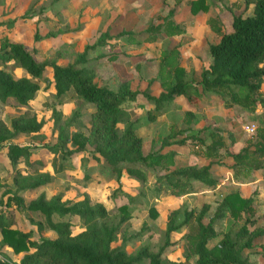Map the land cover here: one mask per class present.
Masks as SVG:
<instances>
[{"label":"trees","instance_id":"1","mask_svg":"<svg viewBox=\"0 0 264 264\" xmlns=\"http://www.w3.org/2000/svg\"><path fill=\"white\" fill-rule=\"evenodd\" d=\"M180 1L174 0V7L165 15L156 16L157 22L145 27L142 38L136 39L135 33L124 29L115 35L104 31L94 43L84 45L72 62L62 65L54 59L37 61L22 43L0 42V103L11 98L15 103L13 106H27L39 89V81L45 87H50L57 97L71 89L76 98L91 103L93 110L89 113L90 125L86 135L71 130L63 133L58 129V142L74 145L72 149L63 150L61 156L80 154L89 144L92 148L90 158L94 161L103 160L114 175L115 182L123 172L128 176H141L143 171L139 165L157 167L161 173L154 175L151 189L179 197L194 191V181L213 187L216 180L209 170L213 163L226 167L235 181L252 177L256 171H261L264 176V0H242L245 7L252 4L251 14H233L229 32L223 31L217 16L206 19L208 28L218 40L208 45L210 62L201 70L197 80L190 78L181 65L178 44L160 49L156 74L146 79L144 89L132 87L126 79L119 81L115 87L99 84L96 80L95 71L89 62L101 54L90 57L89 53L95 47L107 44L110 39H121L128 44L154 43L159 38L184 34L183 24L173 18L175 7ZM207 9L204 0L189 1L192 14ZM109 46L114 47L112 44ZM118 53L112 52L106 58L114 61ZM7 64L20 69L23 74L13 76L2 67ZM46 66L50 68L49 76L44 75ZM153 86L154 93L149 92L147 88ZM209 96L218 97L225 108L238 106L252 112L255 106L263 108L256 117L254 139H247L236 151L230 150L228 141L234 142L231 135L226 137L219 127L211 125L192 129L194 114L185 110L181 118L183 127L170 124L167 134L160 138V148H168L172 144L183 146L188 142L189 150L207 162L173 167V149L142 153L141 139L134 131L138 119L132 117L143 107L138 103V97L148 105L146 119L153 121L178 98L191 104ZM52 114L53 124L57 126L60 114L55 110H52ZM79 117L78 109L72 111L65 121L66 128ZM41 127L42 121L34 114L14 116L0 124V148L6 147V157L13 172L12 190L3 189L0 205H13L22 214L37 212L40 215L39 219L27 216L37 235V238H33L31 229L14 227L0 211V248L7 247L14 255H19L16 261H11L0 251L4 258L0 259V264H164L160 255L171 243L170 233L181 227L185 230L184 261L181 264H254L243 253L244 249L252 248H256L264 260V243L256 240L264 236V225L254 226L251 196L238 198L235 193L225 194L206 222L203 219L208 210L207 203L202 204L197 211L182 209L178 222H175V216L179 209H174L164 227L163 242L157 250L153 252L144 244L133 253H127L122 246H112L117 229L128 216L123 204L116 207L117 218H111L103 201L90 199L86 191L74 200L62 198L59 193L47 198L40 192L25 204L17 192L44 186L50 181V176L46 172L22 173L16 166L27 162L30 151L11 139L18 134L37 133ZM46 149L55 153L59 147L47 145ZM62 168L60 164L55 171ZM136 197H142V193L138 191ZM226 213L242 222L235 229L229 228L208 247L207 242L216 236L212 222ZM150 214L156 215L153 208H150ZM53 216H67V219L53 220ZM71 216L82 221L83 226L78 231L71 230ZM46 230L52 233L51 237L44 236Z\"/></svg>","mask_w":264,"mask_h":264},{"label":"rangeland","instance_id":"2","mask_svg":"<svg viewBox=\"0 0 264 264\" xmlns=\"http://www.w3.org/2000/svg\"><path fill=\"white\" fill-rule=\"evenodd\" d=\"M204 1L207 2V0ZM208 1H210L208 4L210 7L212 4L216 7L214 11L217 14L213 11L212 13L217 15L225 29H229L233 14L250 11V8L245 10L240 0H232L234 4L226 9L220 6V2L223 3L226 0ZM174 6V0H0V42L6 40L22 43L28 51L33 53L37 61L47 62L54 59L56 63L62 65L72 62L75 54L80 52L84 45L94 43L104 31H107L109 35H115L124 29L135 33L136 39L142 38L145 27L149 23H156V16L165 15ZM174 19L187 27V33L169 39L159 38L154 43L128 44L121 39H110L107 44L95 47L89 53L90 57H95L97 54L101 56L90 61L89 64L95 71L97 82L108 87H115L119 81L126 79L130 81L132 87L144 89L146 79L156 74L160 49L171 48L175 44H178L181 52L180 62L188 76L194 80L199 79L201 70L208 62L205 45L211 39L205 18L203 16L194 18L188 5L181 4V8L176 10ZM111 44L114 45L113 48L109 46ZM112 52H119L118 57L114 61H109L106 56ZM2 67L13 76L23 74V71L10 64ZM44 75H50L49 66H46ZM38 83L39 89L27 106L10 109L12 104L8 100L6 104L9 106L0 105V124L21 114H34L38 120L42 121V127L37 133L18 134V139H15L17 143L29 148L34 160L40 158V161H45V167L52 174L46 185L26 194L22 192L21 197L25 204L40 192H43L47 198L53 193H59L62 198L70 200L86 191L90 199L103 201L111 218H117L116 207L123 204L128 216L117 229L112 246H122L127 253H133L144 244L155 252L163 242V230L174 209H179V213L175 216V222H178L181 219L182 209L197 211L202 204L207 203L208 210L203 221H208L218 202L228 193H235L238 198L251 196L254 226L264 225V176L261 171L255 172L252 177L235 181L222 165L213 163L209 169L216 180L213 187L193 183L194 191L174 197L163 194L161 190L151 189L154 175L161 173L157 167L139 165L143 171L141 176L137 174L128 176L123 172L115 182L114 175L103 160L94 161L90 158L92 148L89 144H86L85 149L78 155L62 157V151L72 149L74 145L69 142L59 143L56 138L58 129L63 133L71 130L86 135L90 125L89 113L93 110V105L76 98L71 89L57 97L50 87L44 86L42 81ZM154 89V86L147 88L153 93ZM138 103H141L143 107L140 111L133 113L132 117L138 119L134 125V131L141 139L142 153L173 149L175 152L172 158L173 167L200 165L207 162L189 150L188 142L183 146L172 144L168 148H160V138L167 134L170 124L183 127L181 118L185 110L194 114L192 129L211 125L219 127L224 136L231 135L234 142L230 143L227 140L230 150L236 151L246 143L247 139H254L253 133L245 130V127L256 123L252 111L238 106L225 108L216 96L206 97L191 104L178 98L169 105L163 116L153 121L146 119L148 105L145 100L138 97ZM76 109L80 117L66 128L65 121ZM52 110L60 114L57 126L52 121L54 118ZM47 145L59 147V150L55 153L49 152L46 149ZM45 152H47L46 155L42 156ZM60 164L63 165L62 170L55 171ZM35 166L31 171L33 173L37 172ZM1 169L5 170L3 173H6L1 181L8 180L9 185L4 182L0 184V187L4 189L8 186L12 187V168L8 171L6 166L2 165ZM204 189L206 191L202 192ZM138 191L142 193V197H136ZM150 208L155 210V216L150 214ZM3 211L5 213L1 214H5L6 219H9L14 227L31 229L33 238H37L33 231L34 226L27 220L26 214L23 215L12 207ZM27 214L32 219L40 218L37 212H27ZM23 219L26 221L23 222ZM66 219L67 216H53V220ZM69 220H71L72 231L82 228V221L78 217L71 216ZM241 222L242 220L232 219L227 213L215 219L212 225L216 236L207 242V246H211L225 231L229 228L235 229ZM184 231L181 227L170 233L171 243L160 255L164 264H181L184 261ZM51 235L52 233L48 230L44 232L46 237ZM256 240L264 243V236ZM243 253L248 255L249 260L254 264H264L256 248L244 249ZM2 258L0 255V259ZM6 258L16 261L18 257L11 254L6 255Z\"/></svg>","mask_w":264,"mask_h":264},{"label":"crops","instance_id":"3","mask_svg":"<svg viewBox=\"0 0 264 264\" xmlns=\"http://www.w3.org/2000/svg\"><path fill=\"white\" fill-rule=\"evenodd\" d=\"M189 1H191V0H181L180 1V4L179 5H177L176 6V9H175V13H174V16H175V14H176V10H179L180 8H181V4L182 5H184V4H187L188 5V7H189ZM241 1V3H242V0H240ZM208 2V3H207ZM207 2L205 1V3L208 5L209 4V2L210 1H208L207 0ZM220 6H221V8H223V9H226V8H228L229 6H232L234 3H233V1L232 0H226V2H224L223 1V3H221L220 2ZM243 4V3H242ZM211 5V4H210ZM244 6V5H243ZM244 8H245V10H247L248 8H250V11L248 12V11H243L242 13H239V14H234V15H242V16H245V15H250L251 14V10H252V4H248L246 7L244 6ZM214 9H215V11H216V7L212 4L211 5V7L208 5V9L206 10V11H202V10H198L195 14H192V16L195 18V17H199V16H203V18H205V21H206V19L209 17V16H217V15H215V14H217V12H215L214 11ZM212 11L215 13V14H213L212 13ZM233 12V11H232ZM174 16H173V18H174ZM218 18V17H217ZM175 20V19H174ZM176 21V20H175ZM176 22H180V21H176ZM221 22V21H220ZM230 22H231V20H230ZM181 23V22H180ZM207 25V24H206ZM185 28V32H184V34L185 33H187V27L185 26L184 27ZM222 29H223V31L224 32H229L230 31V24H229V29H225V28H223V24H222ZM207 31H208V33H209V38H211V39H209L208 41V44H206L205 46H206V51H207V60H208V62H207V65L209 64V62H210V56H209V54H208V45L209 44H213V43H216L217 42V40H218V38L216 37V35L212 32V31H210V29L208 28V26H207ZM183 35V34H182ZM179 36H181V35H178V36H173V37H169V38H174V37H179ZM169 38H167V39H169ZM178 50H179V53H181L180 52V49L178 48ZM206 65V66H207ZM1 67V66H0ZM210 97V96H209ZM9 102H11V106H10V109H13V108H18L19 106H16V105H14L13 106V104H15L14 103V101H13V99H11V98H8L7 99ZM13 102H12V101ZM7 103V101L5 102V103H3V105L5 104V105H7V106H9L8 104H6ZM0 105H2V103H0ZM2 107V106H1ZM263 110V108H261L260 106H255V109H254V111L252 112L253 113V115L255 116V119H256V117L258 116V114L261 112ZM164 114H162L161 116H163ZM160 117V116H159ZM159 117H157V119L159 118ZM254 126H256V123H254L253 124ZM137 135V134H136ZM138 136V135H137ZM15 139H18V137L17 136H15L14 138H12L11 139V141L13 142V143H16L17 145H21V144H19V143H17V141H15ZM28 151H29V148H28ZM46 153L47 152H45V153H43L42 154V156H44V155H46ZM78 155V154H77ZM73 156V155H72ZM39 162H42V164L44 163V164H46V162L45 161H40V158H38V160H34L33 159V156H32V154H30V157H29V159L27 160V162L26 163H18V165L16 166L19 170H21V172L22 173H29V172H31L32 171V169H34V166L35 167H37V172H46V173H48L49 174V176H50V179H51V176H52V174H51V172H50V170H48L45 166H42ZM37 164L39 165L40 164V166H37ZM6 166V169H8V171H11L10 169L12 168L11 167V165H10V163H9V161H8V159H7V157H6V147H4V146H2L1 148H0V184H4V182H5V184H7V185H9V183H8V180H5V181H1V178L6 174V173H3L4 171H3V169H1V166ZM40 167H42L41 169H40ZM45 167V168H44ZM4 169H5V167H4ZM223 169H225L226 171H227V173H229L230 175H231V172L226 168V167H224L223 166ZM211 171V170H210ZM257 172V171H256ZM255 174V172L253 173V175ZM122 176V175H121ZM193 183H198V184H200L199 182H196V181H194V182H192V186H193ZM7 189L9 188V189H11L12 190V187H10V186H8V187H6ZM3 187H0V195H1V192L3 191ZM31 190H35V189H23V190H19L18 192H17V195L18 196H20L21 197V195H22V192H23V194L25 193H29V191H31ZM85 190V189H84ZM206 190L204 189L202 192H205ZM183 196V195H182ZM22 198V197H21ZM4 199V198H3ZM31 199H33V198H31ZM31 199H29V200H31ZM74 199H76V198H74ZM74 199H71V200H74ZM23 200V199H22ZM28 200V201H29ZM1 207H3V205H1L0 206V208ZM9 207H12V208H15L13 205L12 206H7V207H3V208H1L0 210H1V213H5V211H3V209H7V208H9ZM17 211V210H16ZM18 212V211H17ZM22 214V213H21ZM24 214H26V218H27V216H28V214H27V212L26 213H24ZM23 214V215H24ZM4 217H5V214L3 215ZM6 218V217H5ZM7 220H9V219H7ZM28 220V219H27ZM22 221V220H21ZM24 221H26V219H23V222ZM24 224V223H23ZM16 228H18V229H23V228H19V227H16ZM52 236V235H51ZM50 236V237H51ZM216 242V241H215ZM214 242V243H215ZM0 251L2 252V253H5V255H13L14 257H19V255L17 256V255H14L12 252H11V250L10 249H8L7 247H2V248H0Z\"/></svg>","mask_w":264,"mask_h":264},{"label":"built area","instance_id":"4","mask_svg":"<svg viewBox=\"0 0 264 264\" xmlns=\"http://www.w3.org/2000/svg\"><path fill=\"white\" fill-rule=\"evenodd\" d=\"M255 127H256V126L251 125V126L245 127V130H246L248 133H254ZM263 128H264V125H263Z\"/></svg>","mask_w":264,"mask_h":264}]
</instances>
